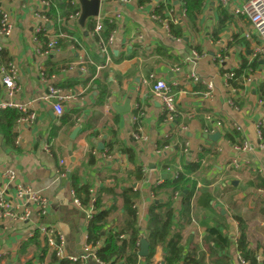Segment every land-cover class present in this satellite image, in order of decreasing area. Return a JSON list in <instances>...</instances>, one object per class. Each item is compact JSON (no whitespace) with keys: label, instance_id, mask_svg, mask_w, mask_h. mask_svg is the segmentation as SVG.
<instances>
[{"label":"crops","instance_id":"crops-1","mask_svg":"<svg viewBox=\"0 0 264 264\" xmlns=\"http://www.w3.org/2000/svg\"><path fill=\"white\" fill-rule=\"evenodd\" d=\"M71 2L79 9L78 0ZM159 5L165 6L162 18L155 13ZM47 6L41 0H0V9L9 13L13 23L9 36L0 35V101H13L25 108H0V186L5 199L14 204L18 203L15 196L18 185L31 186L47 197L49 204L45 214L40 215L32 203L25 202L31 209L26 219H13L0 209V264L28 261L58 264L50 261L48 249L43 252L39 249L47 245L39 232L42 226H52L62 235L68 264L80 263L70 261L67 256L81 254L89 214L94 213V208L91 204L84 208L73 202L71 172L77 175L78 182H88L101 208L110 211L107 227L113 230L123 221V190L136 189L137 225L140 237L147 240L148 209L155 197L151 188L166 175L161 163L169 161L179 166L183 161H193L202 147L217 152L214 158L204 157L193 174L198 189L203 187L212 192V211L194 208L191 222L182 230L183 243L189 234L200 243L204 225H211L220 211L225 223L221 229L230 239V264H240L233 242L238 235L237 222L227 204L241 203L245 204L240 215L246 221L249 245L253 249L258 245L256 252L261 257L264 188L256 183L264 181V149L259 147V141L264 140V123L261 138L256 126L264 119V104L259 102L264 61L258 57L254 70L249 69L236 81L239 86H234L237 91L232 97L233 104L228 103L229 92L222 80L225 71L237 69L244 59L250 63L256 57L252 54V42L242 35L248 23L233 17L217 0H203L193 27L183 11V0H101L98 16L87 18L84 27L76 22L78 14L62 17L60 26L70 33L60 31L64 39L61 46L41 55L35 29L42 24L37 14ZM169 10L177 17L176 23L168 18ZM221 10L228 14L222 26ZM117 13L119 17H115ZM166 20L179 26L181 36L169 30ZM97 21L102 23L98 33L105 22L114 24L105 42L95 37ZM43 28L46 38H55L51 22H44ZM6 62L18 66V89L12 96L1 81ZM158 78L166 81L175 97L177 113L171 123L160 119V103L151 92ZM208 83L212 84L211 89ZM49 85L66 96L60 101L62 115L55 113L53 97L44 98L49 94ZM104 89L108 90V96L97 104L96 97ZM126 100L128 111H116L115 107ZM70 120L75 121L73 125ZM75 127L79 129L71 142L74 161H70L67 146ZM112 128L122 146L134 152L132 158L118 144L108 152L107 145L114 140ZM233 128L249 145L247 150L236 151L223 136L224 131ZM215 131L220 133L219 139H207L206 135ZM168 136L170 143L158 149L156 142ZM98 143L103 144L102 149H98ZM184 143L188 145L187 151ZM176 144H182L180 150L175 148ZM89 154L94 159L91 166L87 165ZM233 158L242 161L241 167L231 165ZM137 168L143 173L141 179L134 175ZM8 169L15 172L12 180L3 177ZM225 177L237 178L239 185H228ZM163 191H157L159 201L167 198ZM179 206V196L173 197L174 210ZM35 230L39 232L38 246L30 239ZM161 258L162 249L157 246L152 261L162 264ZM84 264L99 263L88 258ZM139 264L147 263L140 257Z\"/></svg>","mask_w":264,"mask_h":264},{"label":"trees","instance_id":"trees-1","mask_svg":"<svg viewBox=\"0 0 264 264\" xmlns=\"http://www.w3.org/2000/svg\"><path fill=\"white\" fill-rule=\"evenodd\" d=\"M48 2V6L44 11V15L47 21L53 24L56 30V44L55 49L61 46L64 39L60 37L61 33H70L66 28L60 26V19L62 17L68 18L71 15L76 16L78 14V6L73 4L71 0H45ZM203 0H183V8L187 15L189 25L193 27L195 20L201 11ZM165 6L159 5L155 8V13L159 14L162 18V11ZM223 18L220 20V26L224 24V21L228 18V14L221 10ZM91 20V18L89 19ZM88 20V21H89ZM90 22V21H89ZM90 26V23L87 24ZM168 27L171 32L176 36H181V30L178 25L173 24L168 20ZM114 28L113 23L105 22L101 33L95 35L96 39L100 38L105 42ZM45 28H43L44 30ZM43 30L36 33V37L40 42H47L46 36L43 34ZM45 47V45H44ZM50 57V55H49ZM48 57V58H49ZM9 62V58H6ZM5 67H7V63ZM258 57H254L250 63L244 59L237 69H234V78L231 80V84L235 87L239 86L236 82L242 76L246 75L249 69L252 71L258 64ZM47 64V63H46ZM259 91L261 96L264 95V83L259 85ZM108 96V90L104 89L99 91L96 102L97 104L103 103ZM62 115V114H61ZM63 117V116H62ZM164 116L161 115L160 119ZM68 118L67 120H69ZM66 121V120H65ZM64 122V119L62 120ZM75 121L70 120V125H73ZM111 133L114 140L109 142L108 152L110 153L115 144L119 145V149L122 152H128L130 158L134 156V152L131 149L122 146L118 140L115 129H111ZM223 136L232 145H242L243 138L237 132L236 129H227L224 131ZM171 137H166L156 142L158 149L164 145L170 143ZM182 145V144H181ZM181 145L176 144L175 148H179ZM217 155L215 149L202 147L196 155V159L193 161H183L182 169L178 170L176 164L169 161L161 163L160 168L166 174L162 179V182L151 188L154 199L151 203L148 213L149 220L147 222V240H148V254L143 257L147 264H154L152 256L155 252V248L160 246L162 249V264H206L205 259L210 264H230V239L223 233L222 227L225 223L222 221L224 215L221 212H216V218L211 225H204V235L200 239V243L195 242L193 235L189 234L183 243L182 230L191 222V215L194 212V208L200 210L212 211L210 201L213 200L212 192L207 188H197V180L193 177V174L200 168L201 162L204 157L210 156L214 158ZM94 162L93 155L89 154L87 158V165L91 166ZM170 168L171 172H166V168ZM176 172V175H173ZM136 179H141L143 173L140 168L135 170ZM228 179L225 177L224 180ZM259 187L264 188V181L260 180L256 183ZM252 183V185H256ZM69 185L73 191L74 197L78 198L80 205L84 208L90 204V186L89 183L78 182L77 175L71 172L69 178ZM163 189L166 193V200L159 201L157 199V191ZM169 189V191H167ZM179 193L180 206L178 210L173 208V194ZM122 205H123V221L116 228L112 229L107 227V217L109 210L101 208V203L98 197H95V201L92 203L94 213L90 216L87 223V241L90 244H96L102 240V243L96 248V257L105 263L110 264H139L140 256L138 255L139 249V228L137 225V215L135 207V199L139 196V192L133 187L125 188L122 192ZM194 199V205L192 201ZM231 216L237 222V239L235 244V251L238 257L247 264H264V248L261 250V257L258 260L256 258L257 245L255 249L251 248L248 242L246 234V221L238 213H233ZM221 219V220H220ZM31 242L40 245L39 232L35 230L31 236ZM40 251L43 252L46 249L50 253V261L57 262L58 264H68L66 259L58 258L54 251L47 245L40 246ZM27 264H35L30 261ZM157 264V263H156Z\"/></svg>","mask_w":264,"mask_h":264},{"label":"built area","instance_id":"built-area-1","mask_svg":"<svg viewBox=\"0 0 264 264\" xmlns=\"http://www.w3.org/2000/svg\"><path fill=\"white\" fill-rule=\"evenodd\" d=\"M43 5H48L47 1L41 0ZM127 1V0H120ZM217 2L222 6L229 10V12L233 15V17L246 21L247 27L245 28L242 35L252 42V54L254 56L260 57L264 61V0H217ZM185 12V10L183 9ZM41 20L42 24L36 27V33L43 30L44 22L47 21L46 16L42 10L39 14H37ZM168 18L176 23L177 17L172 16V11L169 10L167 12ZM115 17H119V13L115 15ZM166 24L168 26V22L166 20ZM13 29V23L10 19L9 13L3 9H0V35L9 36ZM102 29V23L100 21L96 22L94 33H98ZM47 42L38 41L35 36V41L38 45V52L41 55H46L50 51L55 49L56 40L54 37H47ZM45 47L43 48V46ZM250 62V61H249ZM17 74H18V66L14 62H10L6 68L2 70L1 81L6 87L9 96H12L14 92L18 89L17 85ZM234 78V69H228L222 74L223 87L227 89L229 92L228 103L233 104V95L237 91L236 88L231 84V80ZM247 81H250V78H246ZM208 88L211 89L212 84L208 83ZM151 92L153 97L160 103L161 114L164 116L163 119L165 122H173L176 117V106H175V97L170 88V86L166 83L164 79L158 78L152 85ZM48 96L44 98L50 100L48 97H53L52 106L57 115H61L63 112L62 105L60 103L61 100L65 99L66 96L60 94L59 90L56 87L48 86ZM260 103L264 104V95L259 99ZM7 106L17 107L19 109H25L21 104L13 102V101H0V108H5ZM234 106V105H233ZM264 123V119H260L256 126V133L259 138L262 136V125ZM238 128V127H237ZM239 129V128H238ZM184 151H187V143H184ZM236 151H245L249 148V145L246 141L242 143V145H234L233 146ZM259 147L264 149V140L259 141ZM164 148H168L165 146ZM64 163L63 161H60ZM231 165L233 167L239 168L242 165V161L238 158H233L231 160ZM178 170L182 169V166L179 165L177 167ZM167 171L171 172V169L167 167ZM176 172H173V175ZM3 177L8 180H12L15 178V172L12 169H8L3 173ZM16 199H18V203L14 204L13 202L5 199L3 186H0V209L3 215L9 216L13 219H26L29 217L31 213V209L26 206L25 202L32 203L35 207V210L38 214H45L49 204L48 199L44 195L40 194L38 191H35L29 185H18L16 188ZM90 204L93 206V202L95 201V195L90 192ZM179 196L178 192H174L173 197L176 198ZM73 202L77 205H80L78 198L73 197ZM81 206V205H80ZM90 218V214H89ZM40 234L45 238V241L50 249H52L55 255L62 259L64 258V240L62 235L52 226H42L39 229ZM29 236L32 233L28 234ZM237 237L233 238L234 244H236ZM101 244L98 241L96 244H90L87 241V234L84 236V241L82 244V253L78 256H67V258L72 262H80L79 264H84V262L88 258H92L95 262L99 264H110L100 261L96 255L95 250ZM256 258L259 260L260 256L256 254ZM238 263L247 264L243 260L238 257Z\"/></svg>","mask_w":264,"mask_h":264},{"label":"water","instance_id":"water-1","mask_svg":"<svg viewBox=\"0 0 264 264\" xmlns=\"http://www.w3.org/2000/svg\"><path fill=\"white\" fill-rule=\"evenodd\" d=\"M78 4H79V13L77 15L76 22L80 27H84L87 18H93L98 16L101 0H78ZM128 109H129L128 100H126L123 103V105L119 107H115V110L118 112H125L128 111ZM78 129L79 127H75L69 135L70 141L67 146V154L69 156L70 161H74V157L71 152V142L75 138ZM206 137L210 141H217L220 137V133L218 131H215L209 135H206ZM102 147L103 144L98 143V149H102ZM227 184L236 187L237 185H239V180L237 178L231 177L227 180ZM148 246H149L148 241L145 238L140 237L139 249H138V255L140 257H145L148 254Z\"/></svg>","mask_w":264,"mask_h":264},{"label":"rangeland","instance_id":"rangeland-1","mask_svg":"<svg viewBox=\"0 0 264 264\" xmlns=\"http://www.w3.org/2000/svg\"><path fill=\"white\" fill-rule=\"evenodd\" d=\"M228 205V207H229V211H230V213H238V214H240V212H241V208H243L244 206H245V204H243V205H241V203L237 206V205H235V204H233V203H228L227 204ZM246 208V207H245ZM81 253H82V251H81ZM232 257H233V255H232ZM157 262H155L154 264H156Z\"/></svg>","mask_w":264,"mask_h":264}]
</instances>
